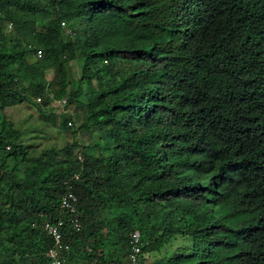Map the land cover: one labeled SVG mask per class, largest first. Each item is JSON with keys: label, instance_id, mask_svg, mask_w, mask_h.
Instances as JSON below:
<instances>
[{"label": "trees", "instance_id": "obj_1", "mask_svg": "<svg viewBox=\"0 0 264 264\" xmlns=\"http://www.w3.org/2000/svg\"><path fill=\"white\" fill-rule=\"evenodd\" d=\"M62 59L80 69L67 94ZM54 67L58 90L37 104ZM25 96L39 111L81 96L79 129L97 138L28 154L3 113ZM73 173L81 230L61 232L69 248L89 250L80 264H128L132 231L144 257L174 235L190 239L189 256L155 264H264V0H0L2 253L46 264L51 242L30 223L58 217ZM110 234L124 262L112 248L104 255Z\"/></svg>", "mask_w": 264, "mask_h": 264}, {"label": "rangeland", "instance_id": "obj_2", "mask_svg": "<svg viewBox=\"0 0 264 264\" xmlns=\"http://www.w3.org/2000/svg\"><path fill=\"white\" fill-rule=\"evenodd\" d=\"M10 27V25L7 26V28ZM35 29L42 32L44 29V24H36ZM36 59L38 58L36 57ZM62 68L66 81L69 84L65 90V93L67 94L73 92L75 85L74 82L80 77L79 63L76 60L70 61L67 59H62ZM43 84L45 88V94L36 97L39 98V102L35 101L37 104H39L41 99L44 98H47L48 100L53 99L54 94L58 90V73L55 67L44 72ZM95 86L96 85L94 83V87ZM81 88L84 92L85 86L82 85ZM25 98L26 99L21 102L9 104L3 109V113L12 122L13 127L21 134V143L23 146H25L28 154L36 156L40 153L47 152L48 150H59L61 147L70 145L71 143H74L77 148L88 149L92 144V140L97 138L92 131L86 132L79 129L85 113V108L81 104L83 101L81 96L75 99L76 102H72L62 109L59 107L55 108L56 103L51 102L48 104L47 102V104L40 111L36 108V106L33 105V102L31 101L32 97L25 96ZM64 99L66 101V97H64ZM62 110H64L63 114ZM68 121L69 123H73V125H75V129H68L70 128L67 126ZM63 122L65 123L64 126ZM87 149L85 150V153L91 154V156H93L94 152ZM77 153L74 152L73 155H75V158L80 156L81 160L78 162L79 165H81L83 159L81 155H78ZM115 154L118 153H113V155ZM106 218L110 220L109 216H106ZM95 224L98 226L99 230H101L99 235L106 236V233L104 232L102 213L97 214L95 217ZM112 226H114V222L112 223ZM29 236H31V238L28 242H26L25 247L28 251L37 253L39 251L38 245L35 244V242H37V238L33 237V235ZM108 239L110 242H106L105 251L103 252L104 255L108 254V248H112L111 250H113L112 253L114 254L113 257H118V259L120 258L121 261L124 262L125 255L123 251L120 249L117 243L116 245H113L116 235L110 234ZM190 243L191 241L189 238L174 235L167 240L166 246H161L158 253L150 254L145 257L142 256L143 264H155L157 260L160 261L162 258L172 254L183 255L185 257L189 256ZM84 251L89 252L88 249L87 251ZM25 257V253L20 257L19 253L10 255L7 252L2 253L0 251V261L9 262L11 264H23L21 259ZM95 263V260L90 262V264Z\"/></svg>", "mask_w": 264, "mask_h": 264}, {"label": "built area", "instance_id": "obj_3", "mask_svg": "<svg viewBox=\"0 0 264 264\" xmlns=\"http://www.w3.org/2000/svg\"><path fill=\"white\" fill-rule=\"evenodd\" d=\"M36 57H40L39 52L36 53ZM34 101L39 102V98L34 99ZM52 103H56L60 109L65 106L64 99L52 100ZM72 124L68 121L67 126L71 127ZM77 160H80L79 156H77ZM71 181L77 182L78 174L73 173L70 178L63 182L64 190L60 196L57 208L58 217L53 222H50L44 214H38L36 219L30 223L32 229H39L51 242L50 247L43 253L46 264H64L61 255L69 252V246L62 241V229L69 228L76 233L81 230L76 208L77 200L70 184ZM61 216H64V221L60 218ZM141 246L142 242L140 241L138 232H132L128 238V264H142L140 260Z\"/></svg>", "mask_w": 264, "mask_h": 264}, {"label": "crops", "instance_id": "obj_4", "mask_svg": "<svg viewBox=\"0 0 264 264\" xmlns=\"http://www.w3.org/2000/svg\"><path fill=\"white\" fill-rule=\"evenodd\" d=\"M81 248V247H80ZM85 251L79 248H69L70 256L64 261V264H80V255L83 254ZM68 254V255H69Z\"/></svg>", "mask_w": 264, "mask_h": 264}, {"label": "clouds", "instance_id": "obj_5", "mask_svg": "<svg viewBox=\"0 0 264 264\" xmlns=\"http://www.w3.org/2000/svg\"><path fill=\"white\" fill-rule=\"evenodd\" d=\"M72 125H73V124H72ZM79 157H80V156H79ZM76 159H77V157H76ZM80 160H81V158H80ZM80 160H78V161H80ZM35 219H36V218H35ZM30 228H31V227H30ZM132 232H134V231H132ZM132 232H131V233H132ZM136 232H138V231H136ZM131 233H130V234H131ZM130 234H129V235H130ZM138 234H139V238H140V233L138 232ZM129 235H128V238H129ZM140 241L142 242V246H141V248H142V247L144 246L145 243L141 240V238H140ZM127 245H128V241H127ZM141 248H140V260H141V263L143 264V261H142V254H141Z\"/></svg>", "mask_w": 264, "mask_h": 264}]
</instances>
